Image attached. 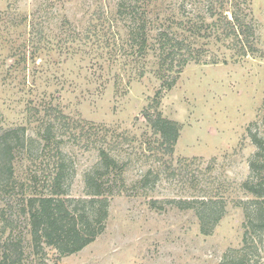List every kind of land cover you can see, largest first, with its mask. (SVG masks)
I'll list each match as a JSON object with an SVG mask.
<instances>
[{
  "label": "rangeland",
  "instance_id": "rangeland-1",
  "mask_svg": "<svg viewBox=\"0 0 264 264\" xmlns=\"http://www.w3.org/2000/svg\"><path fill=\"white\" fill-rule=\"evenodd\" d=\"M117 2L0 0V132L24 128L32 139L16 154L15 182L0 185V255L20 243L24 264H221L248 233L250 261L264 264V230L250 224L259 202L244 187L252 137L264 140V0H247L255 53L200 39L202 53L227 63L191 62L180 75L150 49L132 52ZM175 2L182 12L183 0L158 1L157 25L174 18ZM160 116L179 128L173 149L155 129ZM102 150L119 167L105 232L72 256L36 253L21 196L43 189L59 160L68 194L86 197V175L105 174ZM197 199L213 201L210 218L224 207L212 234L182 208Z\"/></svg>",
  "mask_w": 264,
  "mask_h": 264
},
{
  "label": "trees",
  "instance_id": "trees-1",
  "mask_svg": "<svg viewBox=\"0 0 264 264\" xmlns=\"http://www.w3.org/2000/svg\"><path fill=\"white\" fill-rule=\"evenodd\" d=\"M160 0H118L117 15L128 25L129 46L140 54L148 49L157 54L163 70L181 74L191 62L197 64L227 63L226 59L202 53L199 40L214 39L226 44L238 57L255 53L254 30L247 13V0H207L203 14L196 9L201 0H183L182 12H177V4L171 9L174 18L157 25ZM164 2V1H163ZM192 8V9H190ZM248 10V9H247ZM181 14V17L179 16ZM148 48L146 49V46ZM146 49V51H145ZM149 52V51H148ZM132 54V53H131ZM167 145L173 149L177 141L178 126L161 116L154 123ZM53 135L48 128L42 135L43 142L50 145ZM257 152L250 161V176L245 189L259 202L257 224L254 217L250 224L258 231L264 230V140L252 137ZM24 128L0 132V185L6 189L15 182V158L20 151L27 149L31 142ZM44 146V151L46 149ZM101 159L105 174L89 173L86 175L87 194L84 198H73L65 186V165L56 161L52 166V176L47 178L43 189H34L30 195L21 196V212L28 216L30 235L36 253H43L44 248H52L62 256L80 253L94 243L106 230L110 216V200L106 189L110 185L111 174L119 167L117 162L104 150ZM183 209L196 210L201 220L203 234H212V229L223 218L222 206L210 218L204 207L213 204L212 200L182 201ZM195 203L200 204L195 205ZM197 206V207H196ZM214 207H212L213 209ZM209 233L206 228L212 221ZM211 224V223H210ZM254 242V240H251ZM250 238L248 233L243 240L241 251L226 255L221 264H253L250 259ZM11 247V248H10ZM24 252L20 243L9 246L0 255V264H24ZM254 264H258L255 262Z\"/></svg>",
  "mask_w": 264,
  "mask_h": 264
}]
</instances>
